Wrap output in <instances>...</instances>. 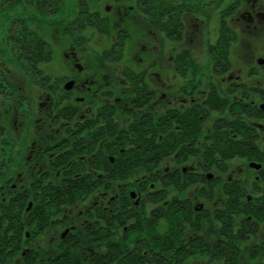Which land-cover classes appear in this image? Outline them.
<instances>
[{"label": "flooded vegetation", "instance_id": "obj_1", "mask_svg": "<svg viewBox=\"0 0 264 264\" xmlns=\"http://www.w3.org/2000/svg\"><path fill=\"white\" fill-rule=\"evenodd\" d=\"M96 1L65 9L62 0H0V7L23 3L29 11V17L10 13L0 34V52L27 79L22 89L16 73L0 66V253L38 255L22 245L70 222L64 207L89 193L93 204L80 210L89 237L111 240L114 223L124 230L136 223L130 209L142 214L137 221L166 225L159 215L174 206L204 207H192L191 196L174 195L166 185L182 191L192 179L209 180L211 165L217 174L229 170L226 204L246 206L256 230L264 219V0ZM49 27L60 46L47 39ZM57 51L61 72L49 73L43 65ZM232 159H245L247 169L234 174ZM146 160L158 163L147 168ZM165 160L175 165L162 166ZM138 166L152 183L140 175L127 179ZM251 173L248 197L242 177ZM72 189L78 192L70 202Z\"/></svg>", "mask_w": 264, "mask_h": 264}, {"label": "rangeland", "instance_id": "obj_2", "mask_svg": "<svg viewBox=\"0 0 264 264\" xmlns=\"http://www.w3.org/2000/svg\"><path fill=\"white\" fill-rule=\"evenodd\" d=\"M64 2L63 7H65V9H69L70 8V4H74V7H78L77 6V2L78 0H62ZM84 1H88V0H84ZM96 0H92V6H96ZM102 2H104L102 0ZM103 9V6H101ZM0 34L2 29L6 26V24L8 23V17L10 15V13H14V14H21L23 16L29 17L28 12L26 11L27 8L26 6L21 3V4H17L16 6H12L10 7L8 6H1L0 7ZM92 9V8H91ZM64 12H68L67 10H65ZM31 14V12L29 13ZM31 25L33 27H35V25L37 26L38 29L41 28V24L37 23L35 21H33L31 23ZM50 25V24H49ZM52 26V25H50ZM131 27H133V24H131ZM50 32L47 33V39L50 41H53V43L56 46H60V44H57L56 42L58 41L57 38V30H55L54 27H49ZM212 34L215 36L217 33L214 31H211ZM203 33V40L206 41L208 39V33L205 32H201ZM200 33V34H201ZM49 35L53 36V39H50ZM165 36V35H164ZM0 39V43H1ZM202 40V42H203ZM2 44V43H1ZM97 47V46H96ZM128 49L126 48L124 50V53L122 54L124 57L126 56V54L128 53ZM133 49V47H132ZM241 50V49H240ZM260 51H262V49H260ZM256 52H258L256 50ZM59 53L60 51H57L55 53V58H53L52 60L49 59V61L46 62L45 65H43L44 70L52 73L55 71L56 72H61L57 69H55L54 63L56 64L57 62H61V59H59ZM198 56H202V58L204 57V59L201 60V62H205L207 61V58L205 57L206 55V51L198 49L197 50ZM165 55H168L167 50H165ZM232 56V54L230 55ZM123 57V58H124ZM167 57V56H166ZM57 58V60H56ZM210 63V61H208ZM207 63H204L205 68H207V66L209 67ZM0 66L2 68H4V71L6 72V74H12V73H16V76L19 77V79H16V82L21 85L22 83V89L25 88V81L27 82V79L25 80V77L22 75V73L19 71L20 67L17 66L16 67V71L13 69V63L8 61V57L4 52H0ZM208 69V68H207ZM21 70V69H20ZM22 71V70H21ZM12 81V80H11ZM18 88V87H17ZM20 91V90H19ZM201 138V136H200ZM243 159V158H242ZM237 160V159H232L230 161V167H231V171L233 170L234 174L237 172V170L239 169V167L244 165V168L247 169V161L244 160ZM246 161V162H245ZM185 161H176L177 165H180L181 163H184ZM188 162V161H187ZM186 162V163H187ZM192 162V164L194 165V167L197 168L198 172L205 171L204 165H201V161L199 162V159H193V161H189V163ZM168 163L170 164H174V161H162L161 165L165 166ZM244 163V164H242ZM169 164V165H170ZM214 166L211 165L209 167V171L208 173H213V177L209 178V180L211 181V183H208V179L206 181L201 182L200 178L198 177L196 181L191 182V185H189L187 188L183 189L182 191L177 190L174 186H172L173 182H171L170 184L166 185V187L168 189L172 188V194L174 195H179L180 197H188L191 196L193 199L191 202L192 207L194 205H199V203H203L204 207L200 208L197 207L195 208V212L194 214H200L199 217L196 218H201L202 221L199 224L198 228H194V230H190L188 227L186 228H181L182 232H187L188 234L193 233V234H200L201 237L203 238H207L209 241V248L203 252H198L195 253L194 255L190 256L189 258L186 259L184 264H224V262L221 260V262H219L218 259L214 258L215 256L213 255V252L216 251H222L224 253H227V250L222 249V246L224 245V243L228 242L229 240H235V242H233L234 247H236L238 249V254L239 256H241L240 258V262L239 264H259V262L264 261V219L260 220L259 222V226H257V229L255 230V232H250L247 233L246 236L244 238H238L237 236V230L240 229V219L244 218L245 216H247L246 214H238L236 212H232L230 215V219H229V226H227L224 230H222V222L215 216L216 214L214 213V211L216 209L219 210H226L227 208V195H229V193H225L223 190V185L226 182V176L229 174V170L225 171L223 173H219L215 171ZM138 171L134 172L133 174L129 175L127 177V179L129 181H134L139 175L141 177V179L144 177V181L148 184V183H152L153 182V178H151V176H149V173L146 172V174H142V167L138 166L137 167ZM232 173V172H231ZM187 176V175H185ZM241 177V176H240ZM246 177V178H245ZM217 180H216V179ZM244 179V182L242 187L244 191H247V195L248 197L253 196L252 195V191L254 190V184L252 183L253 181H250L251 179L254 178V174L251 173V176L249 177L248 175L246 176L243 175L242 177ZM194 179H192L191 181H193ZM116 181H114L113 183H115ZM208 183V184H207ZM247 187V190L245 189ZM210 189V191H209ZM129 191H133V188L129 189ZM210 192V193H209ZM210 194L209 199L212 200V204L210 203L211 200H207L206 198H204L205 196ZM142 195H144V192H142ZM139 197H137L136 199H138ZM167 198H170V195L167 196ZM93 200L94 199V194L93 193H89L87 195H78L76 197V205H67V207H64L65 210V214L67 215V217L70 218V222H68V220H66V222L60 226L57 227H49L48 230L44 231L42 238L39 240H37V238L35 237H31L29 238V240H31V245L26 244L25 246L22 245L23 250L29 249L31 248H36L39 252L38 255H36L35 257V262L34 263H26V257H24L25 255H27V252L25 251L24 255L20 254L21 252H17L16 255H13L12 257H10L11 259H5L4 264H38L39 262H41V264H50V257L52 255H55L57 253L58 248L60 247V240L59 237L61 236V233L64 231V229L68 228L71 229L70 231L73 232H77V234L80 236V238H88V235H86L84 232H82V226H80V221L82 220V214H80V210L85 208L87 205L93 204ZM215 200V202H214ZM227 210H233V208H229ZM204 211L207 212V214H204ZM148 212L146 211V214ZM144 217V215H143ZM73 219H75V222H71L73 221ZM81 219V220H80ZM166 222V221H165ZM72 223V226L70 228V225ZM163 227H166L165 225H163L161 222L159 225H156L155 230L159 233L162 232ZM65 232V235H68L70 232L69 231ZM113 236L115 237L117 235L121 234V228L120 226H116L115 223L113 224ZM228 232L227 234H224L225 232ZM74 234V233H73ZM75 235V234H74ZM32 239H34L32 241ZM106 240H103L102 242H98V240L94 243H92L91 245L94 247V249L98 248L100 250L103 249V245L105 244ZM30 242V241H29ZM102 243V244H101ZM24 246V247H23ZM220 246V247H218ZM84 247V246H83ZM83 247L80 245L75 246V250L79 251L80 253L84 254V250ZM249 253L253 254L255 257L253 258Z\"/></svg>", "mask_w": 264, "mask_h": 264}, {"label": "trees", "instance_id": "obj_3", "mask_svg": "<svg viewBox=\"0 0 264 264\" xmlns=\"http://www.w3.org/2000/svg\"><path fill=\"white\" fill-rule=\"evenodd\" d=\"M221 148H223L221 149L223 150L222 153H225V147L222 146ZM156 163H158V160L144 161L147 168H151ZM130 168L128 167V169ZM129 173L130 171L113 176L124 178ZM262 178L264 180V175ZM229 190L231 191L232 189ZM76 192L78 190L72 189L68 194L67 200L72 202L73 194ZM231 205L233 206H227L226 210L215 211V216L222 222V230L229 226V219L232 212L246 215L250 212L241 203L233 202ZM173 208L175 210L171 209L167 215H159L164 217L166 221L165 230L161 233L155 230L156 222L154 218H146L140 222L137 219H141L142 214L136 213L134 209L127 210L126 213L135 218L136 223H133L125 230L121 228V234L112 237L111 240L106 239L105 244L101 243L103 245L102 250L98 248L94 249L91 245L97 239L89 236L88 238H83V236L80 238V236L74 235L75 232L73 234L70 231L68 235H65L60 240V247H62L63 252L52 255L50 257V264H184L190 256L206 250L200 234L191 233V238H189L185 235L187 232H182V229L186 227L190 230L198 228L201 223V218H196L200 214H194L197 212L193 211L192 207V210H190V204L187 202L183 207L174 206ZM229 208H233V210H227ZM124 209L126 210V207ZM36 216L35 214L33 215L38 222L44 221L41 213H38ZM239 221L240 229L237 230L238 238H244L247 233L255 231L254 225L248 219V216H245L243 219L241 218ZM227 233L226 231L224 234ZM15 242L17 243L18 249L19 239L15 238ZM233 242L235 240H229L222 246V249L227 250V253L222 251L213 252L214 258L218 259L219 262L222 260L224 264H239L241 256H239L238 249L234 247ZM77 245L84 246V254L75 250V246ZM28 253L24 256L26 257L25 262L34 263L36 255H33L32 252ZM249 254L253 258L255 257L253 254ZM12 256L13 254L0 253V264H4L5 259H11L10 257ZM38 264H41V262ZM259 264H264V261L259 262Z\"/></svg>", "mask_w": 264, "mask_h": 264}]
</instances>
